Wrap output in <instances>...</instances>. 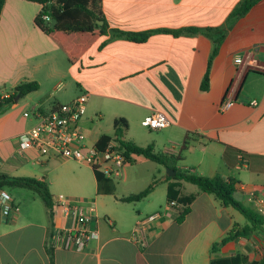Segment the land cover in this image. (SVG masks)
Returning <instances> with one entry per match:
<instances>
[{"label":"crops","instance_id":"obj_1","mask_svg":"<svg viewBox=\"0 0 264 264\" xmlns=\"http://www.w3.org/2000/svg\"><path fill=\"white\" fill-rule=\"evenodd\" d=\"M241 1L100 0L109 28L151 32L142 42L108 32L71 62L59 41L34 23L41 4L5 0L0 14V95L8 96L22 82H36L38 88L0 114V174L44 178L54 218L51 223L48 208L33 190L4 187L17 210L0 212V264H209L215 255L238 253L249 260L260 258L264 243L259 234L238 237L211 253V244L234 225H245L246 218L196 185L173 178L178 168L232 177L237 181L234 196L256 211L263 208L258 212L264 216V0L228 22ZM207 27H223L213 37H224L211 63L209 87L200 91L214 40L200 31H172ZM84 92L88 99L80 126L86 145H96L104 134L113 139V121L121 117L126 120L122 139L152 144L154 151L181 159L170 167L132 154L120 177L110 179L98 178L90 166L76 160L20 147L18 134L35 124L33 109L46 112ZM227 100L232 104L220 109ZM154 111L168 118L169 126L163 129L172 127L178 135H127L131 127L146 128L142 120ZM94 114L99 122L92 121ZM110 125L113 133H107ZM239 154L246 165L240 166ZM167 167L175 173L167 174ZM53 170L59 174L51 175ZM154 180L156 185L141 200H120ZM59 184L66 195L59 194L93 217L91 226L98 237L84 250L51 247V232L73 221L72 212L55 195ZM175 184L178 196L195 194L189 204L168 200V188L173 191ZM186 207L189 212L177 222ZM136 225L143 228L144 241L132 238Z\"/></svg>","mask_w":264,"mask_h":264},{"label":"trees","instance_id":"obj_2","mask_svg":"<svg viewBox=\"0 0 264 264\" xmlns=\"http://www.w3.org/2000/svg\"><path fill=\"white\" fill-rule=\"evenodd\" d=\"M34 1L42 5L40 11L34 18V23L44 33L53 35L61 44L65 51V54L71 62L75 61L82 52L90 45V43L100 35L111 33L112 37H126L133 41H144L151 31L144 32H128L119 30L117 28H109L108 23L105 20L104 15L99 9L100 0H28ZM259 0H242L231 11L228 22L246 14L251 7ZM5 0H0V14L3 8ZM44 16H48L49 19H45ZM101 20L102 24L97 21ZM223 29L222 28H184L173 33H179L181 31L189 32H202L214 40V47L211 50L207 59L206 69L200 82V91H206L209 87V73L212 60L218 52V47L223 40L224 34L219 37H213V33ZM69 36V37H68ZM77 38V42L73 43L71 38ZM75 40V39H74ZM38 88L36 82H22L16 85L13 92L8 96L0 95V113L8 109L15 101L24 96L25 94L34 91ZM116 129L114 138L109 135H102L96 142L98 148H103L109 141L117 140L124 148L126 154H135L142 156L146 159L154 162L172 166V163L181 159L180 155H172L154 151L153 145L148 144L141 146L133 141L124 140L121 138L120 133L121 126H126V120L124 118H115L113 121ZM185 148V143L182 144V149ZM96 173L98 178L104 177L101 173ZM175 179L190 182L198 188L199 191L213 195L224 206H231L239 211L245 218L247 223L243 226L234 225L226 236L219 241L213 242L210 246V252L216 253L219 249L238 237L249 238L253 234H259L264 243V216L253 208L244 205L240 200L234 196L236 190L237 181L232 177L225 178L220 175L204 176L197 173H191L185 169H176L174 175ZM156 180L152 181L144 189L139 192L129 194L121 197L120 200L126 202L139 201L147 196L154 186ZM4 187H19L33 190L43 200L45 206L49 210V216L51 223L54 218V204L52 201V195L48 189L47 182L44 178H36L31 176H10L6 174H0V189ZM177 184L173 186V191L168 188L167 198L168 200L176 199L182 203L189 204L195 197V194L180 197L176 190ZM189 212V208L186 207L180 211L176 217L177 222H181L185 215ZM209 264H264V250L262 255L258 259L249 260L245 254H234L229 256H213L210 259Z\"/></svg>","mask_w":264,"mask_h":264},{"label":"built area","instance_id":"obj_3","mask_svg":"<svg viewBox=\"0 0 264 264\" xmlns=\"http://www.w3.org/2000/svg\"><path fill=\"white\" fill-rule=\"evenodd\" d=\"M44 18L49 19L48 16ZM87 99V93L84 92L70 101L56 104L49 111L33 109L31 115L35 124L18 134L19 145L21 148L34 149L41 156L76 160L87 164L106 178L117 179L123 167L133 160L132 154H126L117 140L109 141L103 148L86 145L80 119L85 113ZM231 104L232 100L222 102L220 109H227ZM250 104L256 105V101L251 100ZM169 123L168 118L160 111H154L142 120V124L151 130L163 129ZM238 158L240 166L246 165L247 160L241 154ZM58 199L67 212H72L73 221L69 227L57 228L51 232V247L84 250L90 239L98 237L97 230L91 226L93 217L72 206L63 194H59ZM10 209L16 211L17 207L12 205L0 189V212L7 213ZM258 211L262 212L263 208H258ZM142 231L143 228L136 225L132 238L144 241Z\"/></svg>","mask_w":264,"mask_h":264},{"label":"rangeland","instance_id":"obj_4","mask_svg":"<svg viewBox=\"0 0 264 264\" xmlns=\"http://www.w3.org/2000/svg\"><path fill=\"white\" fill-rule=\"evenodd\" d=\"M19 113H21V112H19V110H18V114ZM91 119H92L93 122L96 123V122H99L100 117L97 114L96 115L94 114V115L91 116ZM89 120H90V118H89ZM109 129L110 130L107 133H113L114 132L113 126L110 125ZM120 133H122L121 130H120ZM123 133H125V132H123ZM126 133H127V135H129V137L130 136L139 137L141 135V137H143V136H145V137L155 136V137H159L161 139L164 138V137H167V136H176V135H178L175 132L174 128H172V127L171 128L168 127L166 129H161V130H151L150 131L147 127L144 128V129H140L138 126H134V127H131L130 131H128ZM140 160H143V159L140 158ZM143 162H145L146 164H151L152 166H156V163H153L151 161H143ZM165 171H166V173L168 172L167 169ZM58 172L59 171H57V170H53L51 172V175L56 176ZM6 188H8V187H6ZM59 193H64L65 194V191H64V189L62 187V184L57 185L56 188H55V195H58ZM38 202H39L41 208L43 209L44 207H43L42 201L39 199Z\"/></svg>","mask_w":264,"mask_h":264},{"label":"water","instance_id":"obj_5","mask_svg":"<svg viewBox=\"0 0 264 264\" xmlns=\"http://www.w3.org/2000/svg\"><path fill=\"white\" fill-rule=\"evenodd\" d=\"M99 24H102V21L101 20H99V21H97ZM167 170H168V172H167V174H174L175 173V171L174 170H172V169H170V168H168L167 167ZM171 171V173H169Z\"/></svg>","mask_w":264,"mask_h":264}]
</instances>
